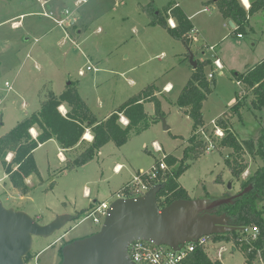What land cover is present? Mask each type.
<instances>
[{
  "label": "rangeland",
  "instance_id": "374dc122",
  "mask_svg": "<svg viewBox=\"0 0 264 264\" xmlns=\"http://www.w3.org/2000/svg\"><path fill=\"white\" fill-rule=\"evenodd\" d=\"M154 1L160 10L177 1L189 10L196 6L202 9L200 0ZM149 2L0 0V136L40 108L49 90L61 93L68 82L81 85L83 96L89 99L91 109L100 117L114 107L118 108L148 84L162 87L170 81L174 87L170 94L159 96L164 116L156 115L153 102L146 103L148 114L159 120L141 133L132 132L124 145L109 142L95 159L70 168L67 161L76 151H61L63 159L57 143L50 142L34 152L40 175L29 177L30 193L20 196L11 184L0 181V196L6 207L25 211L34 218L39 215L36 218L39 222L53 216H69L65 227L54 235L34 237L31 256L38 264H60L63 259L60 251L66 244L101 229L102 224H96L91 214L85 218L77 217L83 211H92L88 208L89 199L84 195L86 188L92 191V199L97 193L103 196L119 188L129 174L136 176L141 168L151 170L165 154L183 156L193 121L176 101L191 76L193 67L189 52L199 60H213V54L217 52L224 68L205 67L207 75L214 73L215 88L204 102V120L209 126L204 129L208 132H201V135L208 143H214V148L207 149L198 159L190 160L191 166L179 181L192 199L232 196L240 190L241 180L233 177L224 163L232 150L218 147L220 139L213 124L239 97L246 100L247 105L242 110V121L237 117L232 119L233 131L241 140L256 139L264 131V108L252 109L250 92L233 77L234 71L244 72L246 65L258 63L264 57V13L255 14L251 18L253 31L247 29L240 37L231 35L232 28L228 24L223 26L224 21L211 22V14H218V11L215 6H210L211 13L202 12L195 21L202 25L210 22L212 32H208L207 37L211 44L218 39L219 46L216 51L206 48L203 54L202 41L192 44L189 51L183 41L173 38L165 28L150 26L145 10ZM65 10L70 11L75 22H67L61 27L55 19L65 17ZM44 12H52L54 18ZM20 21L21 25L16 28L15 24ZM88 66H91L90 70ZM80 70L85 71L84 75H79ZM6 82H10L12 89ZM62 112L65 114V110ZM162 118L166 119L169 130H165ZM154 141L159 143L161 150L154 148ZM13 156L9 153L7 162ZM246 160L249 165L241 175L242 180L250 179L264 164L260 157L249 154ZM117 162L124 166L120 173L113 169ZM4 172L0 164V178ZM218 177L222 183L216 181ZM117 197L114 194L105 199L110 202ZM260 203L264 207V197L260 198ZM66 231L68 233L62 237ZM226 246L227 250L221 255L223 264H248L240 245L236 247L230 242ZM234 246L236 250H233ZM206 250L212 258H218L219 246H206ZM252 264H264L263 249L258 250Z\"/></svg>",
  "mask_w": 264,
  "mask_h": 264
},
{
  "label": "trees",
  "instance_id": "16d2710c",
  "mask_svg": "<svg viewBox=\"0 0 264 264\" xmlns=\"http://www.w3.org/2000/svg\"><path fill=\"white\" fill-rule=\"evenodd\" d=\"M249 3L250 6L247 8L242 0H207L205 2L207 5L215 4L224 19L234 21L236 28L232 30V33L235 35L244 34L247 29L253 31L251 18L259 12L264 13V0H249ZM145 10L149 16L150 26L165 28L173 38L183 41L189 51L191 50L192 40L188 34L194 26L176 2L169 3L164 10H160L155 1L150 0ZM171 17L176 23L174 27L169 24ZM197 61L198 67L193 70L176 101L178 107L193 121L191 135L187 139L181 158L174 154L164 155L169 169L166 172H158L153 181L154 184H163L158 193V202L161 207L169 205L176 199L191 198L179 179L191 166L190 160L198 159L208 149V142L201 132H208L204 130L206 123L203 106L215 83L213 78L209 79L205 67L213 65V60L197 59ZM233 77L246 88V91L250 92L252 96L250 107L255 110L263 109L264 58L255 65L248 66L244 72L234 71ZM159 94L163 95L159 86L155 83L148 84L107 118L99 120L73 82L69 83L61 94L49 90L39 109L20 121L11 131L0 136V164L13 187L21 195H26L31 191L27 178L33 174L40 175L34 152L41 144L52 139L56 140L62 149L76 151L75 156L67 161V166L70 168L83 166L95 159L100 149L107 143L114 142L122 146L129 140L132 132L141 133L156 123L159 116H164ZM149 102L154 103L158 117L148 114L145 105ZM62 105L67 108L65 114L60 110ZM246 105V100L238 97L237 102L216 120V125L224 131V137L219 138L218 147L232 150L231 155L224 158V163L232 176L241 180L239 192L249 189L242 196L236 197L229 204L221 205L216 210L218 214L225 213L229 225L238 229L214 234L211 239L214 243L233 242L236 247L240 245L241 250L245 252L246 262L252 264L258 250H264V207L260 203V198L264 197V164L248 180H242L241 175L249 165L246 160L247 154L260 157L264 162V131L258 138L246 140H241L233 131L232 119L237 117L242 121V110ZM121 115L129 120L127 126L120 123ZM32 128L37 129L36 137L31 133ZM88 130L93 136L92 140L84 138ZM9 153H13L14 156L10 162H7L6 156ZM158 163L159 161L156 162ZM216 181L222 183L220 177ZM89 214L83 211L77 217L85 218ZM253 226L260 229L259 238L253 242L242 241L245 228ZM60 255L63 258L62 250ZM30 257H32L31 253L26 259ZM181 264H223V262L218 258H212L206 246L198 245Z\"/></svg>",
  "mask_w": 264,
  "mask_h": 264
},
{
  "label": "water",
  "instance_id": "95a60500",
  "mask_svg": "<svg viewBox=\"0 0 264 264\" xmlns=\"http://www.w3.org/2000/svg\"><path fill=\"white\" fill-rule=\"evenodd\" d=\"M229 25L236 28L233 20H229ZM189 59L195 70L198 61L193 53L189 54ZM162 121L165 130H169L166 119ZM162 186L157 183L142 196L114 200L101 229L66 244L60 264H137L129 255L130 245L137 240L179 250L200 237L238 229L229 225L225 213L218 214L216 210L242 196L249 188L221 198L176 199L161 207L158 193ZM68 220L69 216L59 215L43 224L25 211L6 207L0 196V264H25L34 237L52 236L65 227Z\"/></svg>",
  "mask_w": 264,
  "mask_h": 264
},
{
  "label": "built area",
  "instance_id": "2783aa9c",
  "mask_svg": "<svg viewBox=\"0 0 264 264\" xmlns=\"http://www.w3.org/2000/svg\"><path fill=\"white\" fill-rule=\"evenodd\" d=\"M86 1V0H85ZM249 8V5H246ZM45 15L54 18L51 13L44 12ZM65 17L61 19H55L57 24L63 27L67 22H72L73 18L71 19V13L69 10L64 12ZM170 25L174 27L176 23L174 21H170ZM238 36H242L239 34ZM188 37L192 40V42L196 43L199 42L198 31L193 28ZM208 49L212 51H216V46L209 45L207 46ZM213 54V64L220 70L224 68L222 60L217 56V53L214 52ZM91 69V66H88V70ZM85 71L80 70L79 75H84ZM209 79L214 78V73L208 74ZM241 84L240 82H238ZM9 89H12L10 82L5 83ZM120 122L127 126L129 124V120L121 115ZM216 131L215 133L218 135L219 138L224 137V131L222 128L216 125V122L213 126ZM31 129V133L33 136H37L36 133L33 132ZM214 143H208V150L210 148H214ZM157 150H161V148H157ZM62 155V153H60ZM169 169L166 161L163 159L159 160L158 164H154L151 170L145 171L141 170L132 180V182L128 183L124 186L120 192L117 194V198H131V197H138L144 195L153 185V181L156 179L158 172H166ZM113 201H103L99 203L94 209H91L90 212L91 216H93V220L96 224H103L105 217L108 213L109 208L111 207ZM89 214V215H90ZM88 215V216H89ZM260 229L257 226L245 228L243 233V238L241 240H245L246 242H253L259 238ZM198 245L204 246H219V250L222 253L223 251L227 250V246L225 242L214 243L211 239V236H203L200 237L195 242H189L183 245L179 250H174L167 245H156L153 242H148L144 240H137L133 242L129 247V255L134 262L137 264H181L182 261L195 250ZM220 255V254H219ZM25 264H38L37 260H34L33 257H30L28 260L25 259Z\"/></svg>",
  "mask_w": 264,
  "mask_h": 264
},
{
  "label": "crops",
  "instance_id": "0c3cea01",
  "mask_svg": "<svg viewBox=\"0 0 264 264\" xmlns=\"http://www.w3.org/2000/svg\"><path fill=\"white\" fill-rule=\"evenodd\" d=\"M201 1V4H202V9L199 7V6H196V8L195 9H191V10H189V9H187V7H186V5L185 4H183V3H181V1L179 2V1H177L176 3L185 11V13L188 15V17L190 18V20H191V22H192V24H193V26H194V28L198 31V37H199V42H201L202 41V43H201V45H200V48H202V50H203V54L205 53V49L207 48V46H209V45H214V46H216V48H217V46H219V41H218V39H216V41H211V42H213V44H211L210 43V40L208 39V37H207V33L208 32H212V27L211 26H209V24H210V22H208L207 24H204V25H202V24H199V23H197L196 21H195V17L196 16H198L200 13H211V9H210V6H215L216 7V9H217V6L215 5V4H205V2L207 1V0H200ZM242 2H244V0H242ZM43 4H47V2L46 1H43L42 2ZM245 6L246 5H249L250 6V3H249V0H247V2H244L243 3ZM66 11V10H65ZM65 11H63V14H64V12ZM217 13L218 14H211V16H213V19L211 20V22L212 23H218V22H220V21H224V24H223V26H225L226 24H228L229 25V20H226V19H224L223 18V16L221 15V13L219 12V10L217 9ZM50 13H52V12H50ZM220 17H222V19L223 20H220L221 18ZM73 17H71V19H72ZM75 20V19H74ZM72 21V23L71 24H73L75 21ZM170 21H174L175 22V20H174V18H169V24H170ZM21 25V21L20 22H17V25L15 24V27L16 28H18V26H20ZM230 26V25H229ZM233 30V29H232ZM231 35H235V34H233L232 33V31H231ZM197 43V42H196ZM192 44H194V42H192ZM217 53V52H216ZM215 54V53H214ZM217 56L220 58V55H219V53H217ZM264 58V57H263ZM221 59V58H220ZM201 61H204V60H207V59H200ZM262 60V59H261ZM260 60V61H261ZM223 62V61H222ZM256 64V63H255ZM255 64H253V65H255ZM214 65V64H213ZM223 65H224V63H223ZM253 65H246V66H253ZM247 68V67H246ZM193 68H192V72H191V75H192V73H193ZM210 74V73H209ZM191 77V76H190ZM130 81L132 82V83H134L133 81H132V79H130ZM238 83V82H237ZM67 85L68 84H66V86H65V88L63 89V91L67 88ZM77 88H78V91H79V93L81 94V96L85 99V101L89 104V106H90V108H91V105H90V102H89V99L87 98V97H85V96H83V93H82V89H81V85H79V86H77ZM160 89L162 90V93L163 94H170L173 90H174V87H173V84H172V82H170V81H168V82H166L162 87H160ZM62 91V92H63ZM53 92H55V91H53ZM61 92V93H62ZM56 93V92H55ZM61 93H56V94H61ZM161 94H159V96H160ZM162 104H163V102H162ZM61 107H63L64 108V110H65V113L67 112V108H66V106L65 105H62ZM60 107V108H61ZM115 108V109H114ZM113 109H112V111H109L108 113H107V115H104L103 117H100V116H98L96 113H95V111L93 110V109H91L94 113H95V115L98 117V119L99 120H102V119H105V118H107L113 111H115L116 109H117V107H114ZM39 109V108H38ZM64 113V112H63ZM206 123V122H205ZM213 124V123H212ZM214 125V124H213ZM209 125L208 124H206V127H208ZM212 127V126H211ZM35 132H36V130L37 129H33ZM38 133V132H37ZM90 134L91 136H92V134H91V132L88 130L87 132H86V134L84 135V138L85 139H88V138H86V135L87 134ZM92 138H93V136H92ZM92 138L91 139H88V140H92ZM50 142H54V143H57V141L56 140H54V139H52V140H49L48 142H46V143H44V144H41L38 148H37V150H39V149H41V148H43L45 145H47L48 143H50ZM153 144H154V148L157 150V148H161V146L159 145V143L157 142V141H154L153 142ZM57 146H58V149H59V154L60 153H62L61 151H64V149H62L60 146H59V144L57 143ZM143 146L147 149V144L146 143H144L143 144ZM162 149V148H161ZM36 150V151H37ZM35 151V152H36ZM158 151V150H157ZM12 155V154H11ZM63 153H62V155H61V157L63 158ZM12 157V156H11ZM64 159V158H63ZM86 165V164H85ZM113 169H114V171H115V173H120L123 169H124V166H123V164H121V163H119V162H117V163H115V165H114V167H113ZM141 170H144L143 168H141V169H139V171L138 172H140ZM137 172V173H138ZM136 173V172H135ZM134 176L135 175H133V173H131V174H129V177H127V179L124 181V182H122V184L119 186V188H117V189H114L113 191H111V193H108V194H105V195H103V196H101L100 194H98L97 193V195L92 199V191L89 189V188H86L85 190H84V195H85V197H87L88 199H89V209H94L100 202H103V201H106V199L105 198H107V196H114V194L115 195H117L119 192H120V190L124 187V186H126L128 183H130V182H132V180H133V178H134ZM0 181H2V182H4V183H8V185L9 184H11L12 185V183H11V181H10V179H9V177H8V175L4 172V175L0 178ZM27 182H28V184H29V177L27 178ZM12 187H13V185H12ZM17 191V190H16ZM18 194L20 195V196H23V195H21L19 192H18ZM110 194V195H109ZM98 196V197H97ZM100 198H103L104 200H100ZM40 216L38 215L36 218H39ZM55 219V216H53L52 217V219H50V220H48V221H44V222H41V223H43V224H46V223H49V222H51L52 220H54ZM81 222V221H80ZM69 231V230H68ZM68 231H66L64 234H62V237L65 235V234H67L68 233ZM237 248L234 246L233 247V250H236ZM225 251H223L222 253L220 252V250H219V256H218V258L222 261V257H221V255L224 253ZM216 255H218V252H217V254Z\"/></svg>",
  "mask_w": 264,
  "mask_h": 264
},
{
  "label": "bare ground",
  "instance_id": "6f19581e",
  "mask_svg": "<svg viewBox=\"0 0 264 264\" xmlns=\"http://www.w3.org/2000/svg\"><path fill=\"white\" fill-rule=\"evenodd\" d=\"M244 2H247V0H244ZM244 2H243V3H244ZM16 25H17V24H16ZM60 109H61L62 111L64 110L63 107H61ZM33 132L36 133L34 130H33ZM86 138L91 139L92 136L88 133V134L86 135ZM63 158H64V155H63Z\"/></svg>",
  "mask_w": 264,
  "mask_h": 264
}]
</instances>
